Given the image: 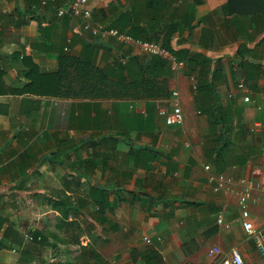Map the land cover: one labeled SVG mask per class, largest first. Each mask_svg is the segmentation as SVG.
<instances>
[{"label":"crops","instance_id":"crops-1","mask_svg":"<svg viewBox=\"0 0 264 264\" xmlns=\"http://www.w3.org/2000/svg\"><path fill=\"white\" fill-rule=\"evenodd\" d=\"M43 1L0 0L7 86L22 83L14 53L43 70L56 69L61 53L82 55L125 80L157 56L167 64L153 71L167 76L170 95L0 94V264H220L232 247L245 264H264L236 192L246 179L264 183V11L233 12L228 0H90L94 22L168 42L184 62L173 69L58 16L71 0ZM174 90L181 126L159 114ZM206 164L233 188L215 190ZM254 196L250 215L264 229L263 193ZM213 246L223 255L209 256Z\"/></svg>","mask_w":264,"mask_h":264},{"label":"trees","instance_id":"trees-1","mask_svg":"<svg viewBox=\"0 0 264 264\" xmlns=\"http://www.w3.org/2000/svg\"><path fill=\"white\" fill-rule=\"evenodd\" d=\"M230 11L243 13L263 12L264 0H228ZM167 47L168 42H163ZM168 48V47H167ZM5 55L0 53V94H32L65 98H110V97H168V80L161 71H153V65L165 66L167 62L157 56L142 68V76L137 79H115L93 60L82 55L61 53L58 66L54 70H43L30 54L11 55L16 59L21 85L7 86L3 64ZM8 57V55H6ZM151 73V74H150ZM162 78V79H160ZM11 229L6 232L10 233ZM6 233V234H7ZM35 239L39 235L34 234ZM186 245V244H185ZM183 250L186 253V247Z\"/></svg>","mask_w":264,"mask_h":264},{"label":"built area","instance_id":"built-area-1","mask_svg":"<svg viewBox=\"0 0 264 264\" xmlns=\"http://www.w3.org/2000/svg\"><path fill=\"white\" fill-rule=\"evenodd\" d=\"M43 4L46 5L47 1L44 0ZM56 14L58 16L69 15L72 18L78 19L83 31H90L97 36L111 35L121 42L130 43L136 46L144 53L160 55L161 57L170 61L171 67L173 69H178V67H181L184 63L182 60L178 59L176 54L166 48L159 41L137 38L127 32L120 31L117 28L94 22L90 0H71L65 5L58 7ZM171 99L172 104L170 107L159 106V114L164 117L165 122L168 125L181 126L185 121V113L180 99L179 90L172 91ZM245 99L249 100V97L246 96ZM189 144L190 143H188V145ZM205 169L210 172L208 175L209 182L216 183L215 190H219L223 186L227 187L228 189L233 188L234 181L232 177L226 174L211 172V166L209 164L205 165ZM255 189H260L262 191L264 200V183L256 182L253 179H246L242 181L240 188L237 189L236 192L238 193V201L241 208L243 229L247 236L253 240L258 252L264 257V229L255 225L251 218L249 209V204L251 202H257V199L254 196ZM217 222L219 225L224 226L225 228L230 227V224L224 220L223 212L218 214ZM28 238L34 239L32 234L28 235ZM144 239L147 243L153 244L154 241H160L162 237L157 236L155 239H153L152 237L145 235ZM208 255L212 258H216L217 255L220 257V255H223V251L219 246H213L209 249ZM220 264H245V260L239 249L232 247L226 256H222Z\"/></svg>","mask_w":264,"mask_h":264},{"label":"rangeland","instance_id":"rangeland-1","mask_svg":"<svg viewBox=\"0 0 264 264\" xmlns=\"http://www.w3.org/2000/svg\"><path fill=\"white\" fill-rule=\"evenodd\" d=\"M30 234H32L33 235V237H34V239H35V236H34V234L33 233H27L26 234V238H28V235H30ZM29 239V238H28ZM34 239H31V240H34Z\"/></svg>","mask_w":264,"mask_h":264}]
</instances>
